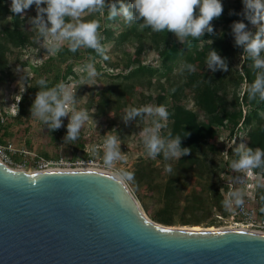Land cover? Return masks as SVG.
I'll return each mask as SVG.
<instances>
[{
	"label": "rangeland",
	"instance_id": "374dc122",
	"mask_svg": "<svg viewBox=\"0 0 264 264\" xmlns=\"http://www.w3.org/2000/svg\"><path fill=\"white\" fill-rule=\"evenodd\" d=\"M108 1L106 0L107 3ZM221 3L223 7L235 10L236 0H221ZM4 5L10 9L11 0H6ZM42 6L46 7V5ZM36 14L35 5H32L29 9L17 15L20 16L23 27L29 31L33 44L25 48L11 46L8 52V66L5 68L4 75H1L0 72L2 78L0 80V121L2 125H8L5 128L8 130L5 136L1 135L3 130L0 132V136L4 139L0 143L4 146L13 143L16 148L12 151L0 148V156L14 168H32L33 170H40L43 161L52 162L48 168L71 167L75 169L87 167L88 163L93 160L92 167L118 176L115 171L108 170L103 166L104 136L107 134L118 135L123 159L116 161L113 169H118L122 173L131 172L134 174L132 181H125L142 210L149 218L163 225H193L192 223H186V221L193 219L194 214L184 212L185 202L177 205V210L172 216V224L168 225L162 222L158 216L165 204L162 199V189L171 177L170 175L173 173V168L178 159L165 160L163 154L158 155L156 158L147 155L140 132L144 127L151 126L152 118L148 117L146 120L141 121L137 117L127 122L122 118L129 107L158 106L156 99L159 94L169 93V89L175 87L179 88V83H184L178 77L184 63L181 62L176 66L174 72L170 75H162L164 70L160 73L146 70L139 77L127 79L128 72L135 71L136 68L135 65L128 66L130 57L140 60L145 65L151 64L155 67H161L160 52L154 48V45L148 39L145 40L140 52L136 40L116 44L114 39L119 31L123 29L124 22L122 23L116 19L108 20L106 14L101 16L98 13H84L81 19H97L100 24L104 25L99 31L104 37L102 43L108 49L109 59L104 60L99 55H97L98 58H95L93 55L89 56L85 51H82V54L74 60L76 61L75 74L70 76L68 81L64 83L71 87L78 100L75 107L87 110L89 119L83 124L79 139L75 142L65 143L64 137L67 135L70 114L61 118L62 126L55 131L49 130L47 125L31 118V110L29 114L26 113L20 117V99L34 78L35 71L33 67L41 66L50 55H53L59 49L48 51L46 45L38 40L36 30L32 29V25L29 23L30 18L35 17ZM15 15L7 12L0 16V36L3 35V29L6 26L13 27ZM255 29V26L250 24L249 30L254 33ZM218 30L222 31L223 27L218 26ZM175 39L178 38L175 36ZM234 42L233 35L230 41V51L234 49ZM243 57V53L238 51L228 59V67L231 72L241 69ZM72 60H68L64 66L66 67ZM88 62L94 63L98 72V76L93 81H88L86 78L84 66ZM194 66V72L210 71L207 66ZM181 87L177 99L169 95L163 105L167 107L169 104L179 102L198 111L193 101L192 89L182 84ZM238 89L239 91L244 90L245 84L239 86ZM107 98L110 101L109 104H103V100ZM69 110L71 111V106ZM200 118L204 119V116L201 115ZM262 119H264V114H262ZM161 123L165 127L160 130V134L165 138L164 130H168V119L162 120ZM254 126H256V123H254ZM229 131L230 128L221 127L219 134L210 140L212 151L207 147L210 154L209 161L215 162L218 169V174L214 176L210 183L217 182L222 190V210L213 208L205 213V216L202 215V212H198L196 215L202 217V220L196 225L203 228H233L240 227L242 223L246 222L244 216L237 212L240 205L233 203L230 209L224 207L223 202L229 198L230 192H239L243 202L246 201L247 197L254 194L257 197L255 207L258 209L261 196L259 191L264 185V175H262V172L256 173L250 180L246 172H238L231 168V162L238 159L234 152L235 147L240 143L249 146L246 131L239 130L232 139L229 138ZM228 145H232V147L229 148ZM168 164L171 165L172 172L165 170V166ZM177 183L182 189V199L194 191H205V195H209V192H207L209 187L205 183V178L200 179L192 171L191 173L182 174ZM258 216L261 217L259 214ZM237 224L240 225L237 226ZM257 229L264 232V229Z\"/></svg>",
	"mask_w": 264,
	"mask_h": 264
},
{
	"label": "water",
	"instance_id": "95a60500",
	"mask_svg": "<svg viewBox=\"0 0 264 264\" xmlns=\"http://www.w3.org/2000/svg\"><path fill=\"white\" fill-rule=\"evenodd\" d=\"M0 264H264V232L163 225L110 172L0 159Z\"/></svg>",
	"mask_w": 264,
	"mask_h": 264
},
{
	"label": "trees",
	"instance_id": "16d2710c",
	"mask_svg": "<svg viewBox=\"0 0 264 264\" xmlns=\"http://www.w3.org/2000/svg\"><path fill=\"white\" fill-rule=\"evenodd\" d=\"M6 0H0V16L7 12H11L4 4ZM111 0L108 1L110 3ZM129 3L130 0H124ZM119 6V5H117ZM244 10L243 0H236L235 10L223 7V13L219 18H214L211 22L214 32L213 34L205 33L201 39H193L189 37L185 43H181L175 39V34L171 32L161 31L154 32L150 28L141 29L138 23L127 24L122 16H117L115 19L124 22V27L121 29L114 39L116 44H122L129 40H136L139 44V52L143 48L145 40L148 39L161 54V67H155L151 64L145 65L140 60L130 57L128 66H136L135 71H129L126 75L127 79H132L141 76L144 71L149 70L161 72L162 75H170L174 72L176 66L181 62L192 65L206 66V57L211 49H215L218 53L228 59L237 53H243L241 47H237L233 43L234 49L230 51V41L232 39L231 25L233 22L242 21L249 29L250 22L242 15ZM198 12V8L196 9ZM12 13V12H11ZM234 13V14H230ZM15 15L13 27L6 26L3 29V35L0 36V72L4 75L5 68L8 66V52L11 46L25 48L33 44V39L29 31L23 27L20 16ZM222 26L223 30H218V26ZM104 25L101 24V27ZM101 29V28H100ZM256 31V29H255ZM254 31V33H255ZM82 51L87 55H93L98 58V54L92 49L81 48L73 53L69 50L68 43H63L56 53L50 55L39 67H33L35 71L34 78L29 87L20 99L19 110L21 116L29 114L32 104L36 98V94L40 91L36 81L44 78L48 82V86H55L57 83L68 81V78L75 74L74 61ZM73 59L65 67L64 64L68 60ZM252 60L244 55L241 62V69H236L231 72L217 70L213 72L211 69L204 72H189L184 68L179 73L180 80L184 83H179L180 86L174 89H169V93H161L157 96V105H163L169 95L177 99L179 90L184 86H189L192 89L193 101L198 111L188 108L182 103L169 104L166 107L168 111V130H164L165 138L169 133L172 137L180 135L182 137L181 147L189 148L190 153L182 156L177 160L173 173L170 175L168 182L162 189V199L164 207L159 212V218L166 224H172L173 214L177 210V205L185 202L184 212L194 214L190 221L196 225L202 220L196 214L209 212L213 208L222 210V190L217 182L210 183L214 176L218 174V169L215 162L209 161V151H212L210 140L216 137L221 127L230 128L229 138L232 139L239 130L246 131L248 146L251 148L264 149V101L249 100L246 89L255 78V70L252 67ZM0 80L2 78L0 77ZM245 84V89L239 91V86ZM109 99L103 100V104H109ZM246 112L244 113V110ZM201 115L204 119H201ZM139 118V117H138ZM256 123V126H254ZM7 126L2 125L0 121L1 135L5 136L8 131ZM3 128V129H2ZM0 141H4L0 136ZM210 146V147H209ZM229 162V161H227ZM256 173L262 172L264 168L254 169ZM195 173L196 176L205 178V183L209 187L205 195V191L192 192L182 199V189L178 185L179 177L182 174ZM204 188V187H203ZM206 190V189H205ZM258 214L264 218V185L259 191ZM209 196V197H208ZM211 201V204L209 205ZM186 212V213H187Z\"/></svg>",
	"mask_w": 264,
	"mask_h": 264
},
{
	"label": "clouds",
	"instance_id": "9594fccd",
	"mask_svg": "<svg viewBox=\"0 0 264 264\" xmlns=\"http://www.w3.org/2000/svg\"><path fill=\"white\" fill-rule=\"evenodd\" d=\"M32 5H35L37 14L30 18L29 23L32 29L36 30L38 40L46 45L48 51L57 50L67 41L71 52L75 53L81 48L92 49L104 60H108L109 56L108 49L102 43L104 37L99 31L101 24L97 19H81L86 12L98 13L101 16L106 14L108 20L122 16L125 23L135 22L141 29L150 28L154 32L166 30L174 33L181 43H185L189 37L201 39L205 33L213 34L211 22L223 13L221 0H130L129 3L124 0H111L110 3L106 0H11L10 11L13 14H21ZM243 5L242 15L255 26L256 31L253 33L242 21L233 22L231 30L235 45L241 47L243 55L252 60L255 70V78L246 89L248 99L264 101V0H243ZM205 63L213 72L228 71L226 58L215 49L209 51ZM84 67L87 80L93 81L98 76L94 63L88 62ZM184 68L189 72L195 71L192 64L183 65L181 70ZM36 84L40 91L32 104L31 118L55 131L62 126L61 118L70 114L64 141L70 143L78 140L82 126L89 116L87 110L75 107L78 100L71 87L63 81L49 87L44 78L38 79ZM168 115L164 105H144L139 108L129 107L122 118L127 122L137 117L141 121L151 117V126L144 127L140 132L147 155L156 158L163 154L165 160L180 159L190 153L189 148L181 147L182 137H172L169 133L168 137L164 138L160 134V130L165 127L161 121L166 120ZM228 147L231 148L232 145ZM103 148V166L115 171L121 182L132 181L133 173H122L113 169L114 163L123 159L119 136H104ZM234 152L238 159L231 162L233 170L251 175L252 170L264 168V149H253L240 143ZM165 170L172 172L171 165H166ZM223 203L226 209H230L233 203L242 205L243 200L239 192H230L229 198Z\"/></svg>",
	"mask_w": 264,
	"mask_h": 264
},
{
	"label": "built area",
	"instance_id": "2783aa9c",
	"mask_svg": "<svg viewBox=\"0 0 264 264\" xmlns=\"http://www.w3.org/2000/svg\"><path fill=\"white\" fill-rule=\"evenodd\" d=\"M0 148H5V150H9V151L16 150L13 143H9L6 146H4L0 143ZM0 158L3 159L1 156H0ZM43 162L44 163H43L40 170H50L52 168H54V169H74L71 167L70 168H62V167H50V168H48L52 164V162L51 161H43ZM93 164H94V161L91 160V162L88 163L87 167L94 168V167H92ZM75 169H78V168H75ZM253 175H256L255 170H252L251 175L247 174V176L250 177V180H252ZM251 187L253 188V186H251ZM256 198L257 197L254 194L250 195L249 197L246 198V201H244L243 204L238 207L237 212L239 214H241L242 216H244L245 221H246L245 223H242L240 227H244V228L249 229V230H255V231L263 232L262 230L257 229V228L264 229V218L258 216V209H257V207H255ZM238 225H240V224H237V226ZM234 228H237V227H234Z\"/></svg>",
	"mask_w": 264,
	"mask_h": 264
},
{
	"label": "bare ground",
	"instance_id": "6f19581e",
	"mask_svg": "<svg viewBox=\"0 0 264 264\" xmlns=\"http://www.w3.org/2000/svg\"><path fill=\"white\" fill-rule=\"evenodd\" d=\"M1 159V158H0ZM3 162H5L3 159H1ZM6 163V162H5ZM7 164V163H6ZM9 165V164H7ZM10 166V165H9ZM12 167V166H10ZM14 168V167H12ZM17 169V168H16ZM54 169V168H52ZM82 169H97V170H100L98 168H91V167H84ZM101 171H104V170H101ZM146 214V213H145ZM147 215V214H146ZM148 216V215H147ZM149 217V216H148ZM151 219V218H150ZM172 227H176V228H184V229H195V230H201V229H218L216 227H207V228H203L201 226H198V225H191V226H172ZM234 228V227H233ZM236 229H246L244 227H237Z\"/></svg>",
	"mask_w": 264,
	"mask_h": 264
},
{
	"label": "snow or ice",
	"instance_id": "6c2138e0",
	"mask_svg": "<svg viewBox=\"0 0 264 264\" xmlns=\"http://www.w3.org/2000/svg\"><path fill=\"white\" fill-rule=\"evenodd\" d=\"M165 231H167V230H165Z\"/></svg>",
	"mask_w": 264,
	"mask_h": 264
}]
</instances>
